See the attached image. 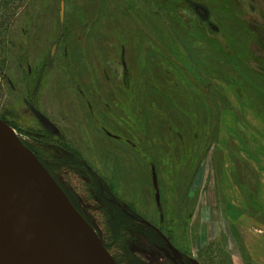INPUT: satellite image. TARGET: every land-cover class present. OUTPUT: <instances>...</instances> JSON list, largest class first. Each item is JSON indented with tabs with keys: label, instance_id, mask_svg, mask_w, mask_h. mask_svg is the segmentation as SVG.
Instances as JSON below:
<instances>
[{
	"label": "rangeland",
	"instance_id": "rangeland-1",
	"mask_svg": "<svg viewBox=\"0 0 264 264\" xmlns=\"http://www.w3.org/2000/svg\"><path fill=\"white\" fill-rule=\"evenodd\" d=\"M190 1L209 24L185 0H0V118L121 264H176L155 228L186 264H251L236 240L264 236V0Z\"/></svg>",
	"mask_w": 264,
	"mask_h": 264
},
{
	"label": "water",
	"instance_id": "water-1",
	"mask_svg": "<svg viewBox=\"0 0 264 264\" xmlns=\"http://www.w3.org/2000/svg\"><path fill=\"white\" fill-rule=\"evenodd\" d=\"M59 14L63 23L64 1ZM32 111L44 126L54 127ZM9 128L0 118V264H119L43 162ZM155 229L176 264H184L179 250Z\"/></svg>",
	"mask_w": 264,
	"mask_h": 264
},
{
	"label": "crops",
	"instance_id": "crops-1",
	"mask_svg": "<svg viewBox=\"0 0 264 264\" xmlns=\"http://www.w3.org/2000/svg\"><path fill=\"white\" fill-rule=\"evenodd\" d=\"M236 243L243 259L246 257L251 264H264V236H243V249L237 240Z\"/></svg>",
	"mask_w": 264,
	"mask_h": 264
},
{
	"label": "flooded vegetation",
	"instance_id": "flooded-vegetation-1",
	"mask_svg": "<svg viewBox=\"0 0 264 264\" xmlns=\"http://www.w3.org/2000/svg\"><path fill=\"white\" fill-rule=\"evenodd\" d=\"M191 7H192V4L195 5L197 9V12L198 14H200V16L202 17V20L209 24V21H210V17H209V14L206 12L207 9L204 7V6H201L198 4V2H191L190 0H185ZM252 14H256V9H254V13ZM257 17H259L261 19V30H262V37H263V40H262V47L260 49V52H259V56H260V62L262 64L260 68V71L261 73L264 75V13L262 14V18L260 17V14H257ZM214 27V25H212ZM215 28V27H214ZM62 186V185H61ZM64 189V188H63ZM69 198L71 199V197L69 196ZM74 200V199H73ZM72 201V200H71ZM74 204V203H73ZM75 205V204H74ZM78 207V205H75V207ZM76 207V208H77ZM78 209V208H77ZM79 210V209H78ZM80 211V210H79ZM81 212V211H80Z\"/></svg>",
	"mask_w": 264,
	"mask_h": 264
},
{
	"label": "trees",
	"instance_id": "trees-1",
	"mask_svg": "<svg viewBox=\"0 0 264 264\" xmlns=\"http://www.w3.org/2000/svg\"><path fill=\"white\" fill-rule=\"evenodd\" d=\"M249 29V28H248ZM249 33V35L251 36L252 35V32H248ZM40 158V157H39ZM41 160V159H40ZM43 162V161H42ZM74 198H72V196H71V200H72V202L76 205V203H75V200H73ZM77 207V206H76ZM78 208V207H77ZM79 209V208H78ZM105 243V242H104ZM105 245H106V247L108 248V250L113 254V256L116 258V260L119 262V264H121L120 263V261H119V258L117 257V255H115L114 254V252L112 251V249L110 248V246L109 245H107L106 243H105ZM186 264V263H185Z\"/></svg>",
	"mask_w": 264,
	"mask_h": 264
},
{
	"label": "bare ground",
	"instance_id": "bare-ground-1",
	"mask_svg": "<svg viewBox=\"0 0 264 264\" xmlns=\"http://www.w3.org/2000/svg\"><path fill=\"white\" fill-rule=\"evenodd\" d=\"M9 130V132L15 137L16 136V133H15V131L13 130V129H8Z\"/></svg>",
	"mask_w": 264,
	"mask_h": 264
}]
</instances>
